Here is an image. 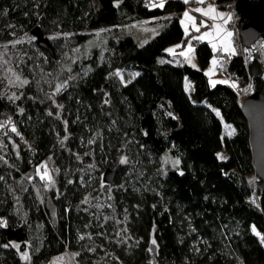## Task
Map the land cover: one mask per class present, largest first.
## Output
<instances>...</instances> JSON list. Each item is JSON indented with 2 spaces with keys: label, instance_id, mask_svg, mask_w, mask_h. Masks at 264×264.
<instances>
[{
  "label": "trees",
  "instance_id": "trees-1",
  "mask_svg": "<svg viewBox=\"0 0 264 264\" xmlns=\"http://www.w3.org/2000/svg\"><path fill=\"white\" fill-rule=\"evenodd\" d=\"M232 1L215 3L227 10ZM153 5L0 0V44L14 47L1 49L3 67L21 60L27 81L14 104L0 98V264H50L67 248L79 251L81 264H264V244L252 231L264 236V180L247 179L255 169L242 103L229 84L212 85L206 75L210 44H196L200 68L175 64L166 52L189 41L181 24L189 5ZM143 22L155 33L145 43L127 28ZM36 27L54 54L34 39L18 44ZM71 49L78 56L65 65ZM225 68L264 92L259 62L238 54ZM115 70L133 77L123 84ZM65 81L54 104L52 90ZM224 124L235 133L224 136ZM165 154L179 166L161 168ZM50 159L64 198L81 201L111 187V218L80 208L55 221L53 197L36 174ZM109 168L117 169L113 184L102 178ZM118 219L129 238L116 235ZM27 244L30 261L20 255Z\"/></svg>",
  "mask_w": 264,
  "mask_h": 264
},
{
  "label": "rangeland",
  "instance_id": "rangeland-1",
  "mask_svg": "<svg viewBox=\"0 0 264 264\" xmlns=\"http://www.w3.org/2000/svg\"><path fill=\"white\" fill-rule=\"evenodd\" d=\"M164 0H153L154 6H159L160 4H163ZM184 1V0H183ZM189 6L187 7V10L189 14L194 18L196 26L199 28V31H195L192 28V22L188 21L182 16V20H184V23L182 24L184 30L187 28L186 34L190 37L188 43L186 44L185 47H182L180 44H173L169 45L166 48V52L171 55L172 60L175 64H181V63H187L192 67L195 68H200V65L198 63V60L195 55V49H196V44L198 41L201 42H206L208 44L213 45V43L217 44V49H213L214 51V56L211 60L210 65L208 68H206L205 73L209 77L210 82L212 85H215L213 82L214 81H226L227 84H229L232 88L237 89L238 81L234 80L230 76L226 75V68L225 65L228 63L229 59L232 58L235 55L240 54V41L241 38L239 36V30L236 29L235 25L233 24L232 17L229 13V10L227 9H220L214 0H204L203 4H198L195 2V0H190L189 3H187ZM212 6L216 9V13L223 12L225 13L226 16H230L231 19L225 23L224 20L221 19H216L212 20L207 16H204L201 13L195 12L194 9L196 8H202L205 11H207L209 6ZM216 13H213L215 15ZM238 20L237 24L239 27V15H237ZM201 21L204 23L201 24ZM222 25L228 32H231L232 35L227 38L229 44L231 45V48L234 50V54L232 51H224L222 45L220 44L219 38L215 35L216 29L213 27L214 25ZM157 27H161V24L157 25ZM129 31L139 37L142 41L141 43H145L147 39H149L152 35H154V31L149 28V23H139L135 25H131L127 27ZM205 33H213L211 36H205ZM33 37V36H32ZM197 37H204L202 39H197ZM35 39V37L30 38V36L25 35L20 41L18 40V44H25V42L28 44L29 40ZM179 45V47H177ZM15 46V45H14ZM1 49H3L6 53L7 51H13L14 47L11 46L9 49V46L7 45H1L0 44V52ZM168 49H173L172 52H169ZM181 53H185V55H181ZM2 53H0V98L14 104L17 102L24 94V78L21 72V68L19 67L21 64V60H18L17 66L15 68H5L3 67V60H2ZM66 54V53H65ZM78 56L77 52L74 50H69L68 55H63L64 57V64L66 65L68 60L74 59ZM213 60L216 61V64L213 65ZM5 65V63H4ZM16 65V64H15ZM195 65V66H193ZM221 66V68L219 67ZM14 67V66H13ZM220 68V69H218ZM222 70V72H220ZM226 71V72H225ZM62 72H58L55 75H60ZM114 74L119 78L120 82L125 84L129 81L130 78L133 77L132 74H130V77H126L125 74H123L120 70H115ZM71 78V77H70ZM67 81V80H66ZM58 82L56 84V87L53 88L52 90V99L54 104H56V95L58 92L62 91L65 89L67 86V82ZM50 84V83H49ZM59 89V90H58ZM187 89L190 91L191 89V84L187 83ZM58 115L61 116L62 114V109L63 105L58 104ZM21 111V109H19ZM12 129L15 128L13 124H11ZM235 133V130L232 128V126H229L227 124H224V136H230ZM68 138L66 136L63 141ZM62 142V143H64ZM227 155L225 151L220 153V157L225 158ZM168 166L172 167H177L179 166V162L177 159L171 157L168 154H165L164 157L162 158L161 162V168H166ZM36 174L41 178L42 176L44 177L41 179L44 183V188L47 192L46 198L47 197H53L52 204L55 207V213L53 216L55 217V221L58 219H63L67 214L72 212L74 209L79 210L82 208L84 211L90 212L91 215H96L98 217L103 216L105 219L111 218V215L109 213V210H106L105 207L108 206L111 208V204L109 203V194L111 192V187L107 188H100L96 193L91 194L89 193L86 195L81 201H73L72 199H67L64 198L63 195H61L59 188H58V183H57V176L59 174V169L58 167L54 164L53 160H49L44 162L42 165L37 167L36 169ZM105 173L103 172L102 178L104 177ZM247 179L250 181L254 182V185L258 184L259 178L255 174H250L247 175ZM105 184V183H104ZM55 192V195L52 196V192ZM111 214L115 217L113 214V211ZM117 223V232L116 235L120 238L124 237L125 239L129 238L127 236L126 232V220L125 219H118ZM256 233H259L256 230ZM260 240H261V235H258ZM92 238V237H90ZM264 244V243H263ZM15 246L20 249L21 245L20 244H15ZM20 255L22 259L26 261H30L31 256H30V250H29V244L26 245L25 250H20ZM25 255L27 258H25ZM79 256V251L72 250L67 248L65 252L61 253L60 255H57L53 257L50 260V264H81L78 260Z\"/></svg>",
  "mask_w": 264,
  "mask_h": 264
},
{
  "label": "water",
  "instance_id": "water-1",
  "mask_svg": "<svg viewBox=\"0 0 264 264\" xmlns=\"http://www.w3.org/2000/svg\"><path fill=\"white\" fill-rule=\"evenodd\" d=\"M236 12L239 15V36L244 45H252L260 38L264 39V0H237ZM37 44L41 48L54 54L51 40L46 37L40 27L32 30ZM242 111L248 121L250 129V143L253 155V164L257 177L264 180V92L256 91L242 103ZM6 112V107L0 100V113ZM117 169H107L103 180L113 184ZM48 207L52 214L55 207L52 200H48ZM155 252V247H152Z\"/></svg>",
  "mask_w": 264,
  "mask_h": 264
},
{
  "label": "built area",
  "instance_id": "built-area-1",
  "mask_svg": "<svg viewBox=\"0 0 264 264\" xmlns=\"http://www.w3.org/2000/svg\"><path fill=\"white\" fill-rule=\"evenodd\" d=\"M236 2L237 0H233L228 10L232 17L233 24L235 25L236 29H238V24H237L238 14L236 12ZM240 46H241L240 55L242 56V59L246 64L251 61H257L264 68V39L263 38H260L258 41H256L252 45H244L242 41H240ZM219 67L221 68L220 65ZM220 72H222V70ZM226 75L238 81V85L236 86L237 89L236 88H233V89L237 93L240 103H243L244 99H246L247 97L252 95L254 92H256L255 83L253 82L252 79L241 81L235 78V76L230 74L229 72H226Z\"/></svg>",
  "mask_w": 264,
  "mask_h": 264
},
{
  "label": "snow or ice",
  "instance_id": "snow-or-ice-1",
  "mask_svg": "<svg viewBox=\"0 0 264 264\" xmlns=\"http://www.w3.org/2000/svg\"><path fill=\"white\" fill-rule=\"evenodd\" d=\"M185 3H189L190 0H184ZM196 3L198 4H203L204 3V0H195ZM160 7H163V4H160L159 5ZM195 12H198V13H201L203 14L204 16H207L209 17L210 19L212 20H216V19H221V20H224L225 23H227L228 20L231 19L230 16H226L225 13L223 12H220V13H216V9L214 7H212L211 5L208 7L207 11H205L204 9L202 8H196L194 9ZM213 13H216L215 15H213ZM184 18L188 21H191L192 22V28L195 30V31H199V28L196 26V23H195V20L194 18L189 14L188 11H185L184 14H183ZM181 23L183 24L184 23V20L181 21ZM204 22L201 21V24H203ZM215 29H216V33L215 35L219 38L220 40V44L222 45L223 47V50L228 52V51H232L233 54H234V50L231 48V45L229 44L227 38L230 37L232 35L231 32H228L222 25H214L213 26ZM185 31L187 32V28L185 29ZM205 36H211L213 35V33H205L204 34ZM204 37H197V39H202ZM179 47V45L177 46ZM213 49H217V44L216 43H213L212 45ZM169 52H172L173 49H168ZM181 55H185V53H181ZM216 64V61L213 60V65ZM195 66V65H193ZM207 74V73H206ZM223 81H214L213 83H221ZM24 83H27V81H24ZM59 90V89H58ZM217 115H219V113L217 112ZM13 131H15V128L12 129ZM223 159V157H221ZM126 162L125 160H122L121 163H124ZM44 177L42 176L41 179H43ZM252 231L254 233H256V229L255 227H253ZM257 235H260V233H256ZM261 242L264 243V236H261ZM153 244H155V240L152 241ZM25 258H27V256L25 255Z\"/></svg>",
  "mask_w": 264,
  "mask_h": 264
},
{
  "label": "crops",
  "instance_id": "crops-1",
  "mask_svg": "<svg viewBox=\"0 0 264 264\" xmlns=\"http://www.w3.org/2000/svg\"><path fill=\"white\" fill-rule=\"evenodd\" d=\"M151 1H153V0H151ZM214 2H215V0H214ZM154 6V5H153ZM221 83H223V84H227V82L226 81H223V82H221ZM217 84V83H216Z\"/></svg>",
  "mask_w": 264,
  "mask_h": 264
}]
</instances>
